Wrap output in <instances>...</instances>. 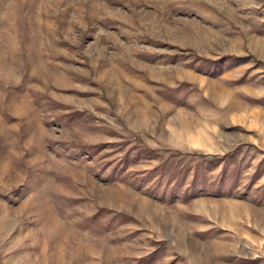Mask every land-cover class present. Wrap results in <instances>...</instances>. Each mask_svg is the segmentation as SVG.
Returning <instances> with one entry per match:
<instances>
[{
	"label": "rangeland",
	"instance_id": "374dc122",
	"mask_svg": "<svg viewBox=\"0 0 264 264\" xmlns=\"http://www.w3.org/2000/svg\"><path fill=\"white\" fill-rule=\"evenodd\" d=\"M0 264H264V0H0Z\"/></svg>",
	"mask_w": 264,
	"mask_h": 264
}]
</instances>
